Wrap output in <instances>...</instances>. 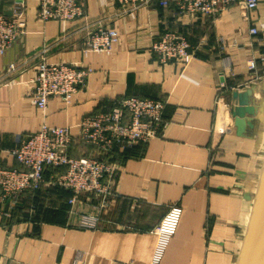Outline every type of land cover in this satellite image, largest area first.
Here are the masks:
<instances>
[{
  "label": "crops",
  "instance_id": "1",
  "mask_svg": "<svg viewBox=\"0 0 264 264\" xmlns=\"http://www.w3.org/2000/svg\"><path fill=\"white\" fill-rule=\"evenodd\" d=\"M25 5L26 31L0 55V149L16 146L44 122L75 126L90 113L111 108L123 96L166 101L167 124L148 142L116 146L114 187L118 195L101 207L96 195L80 194L46 182L26 191L10 214L0 211V261L3 264H236L250 221L264 163V132L255 115L238 131L220 136L213 130L216 96L233 107L234 91L251 88L247 97L258 110L264 94V0L250 12L239 4L216 15L191 17L172 1L139 7L112 0H81L86 17L70 22L40 20V0H0L11 14ZM114 27L119 40L108 52L85 50L87 31ZM250 25L258 33L250 36ZM166 30L185 34L198 46L186 68L162 61L151 43ZM227 42L224 52L219 39ZM44 52L50 61L91 66L93 72L71 103L50 98L45 112L28 94L35 64ZM255 54L258 73L246 66ZM230 59V60H229ZM223 107V106H221ZM129 116L127 115L126 119ZM77 128L73 131L76 134ZM74 156L94 148L75 141ZM1 156L4 154L0 153ZM114 156V154H113ZM5 165L19 166L9 156ZM214 159V160H213ZM175 206L182 209L173 234L158 224ZM97 216L94 227L80 225Z\"/></svg>",
  "mask_w": 264,
  "mask_h": 264
},
{
  "label": "built area",
  "instance_id": "2",
  "mask_svg": "<svg viewBox=\"0 0 264 264\" xmlns=\"http://www.w3.org/2000/svg\"><path fill=\"white\" fill-rule=\"evenodd\" d=\"M112 1L139 7L149 4L152 0ZM158 1L165 7L174 1L180 12L195 18L200 14L213 16L239 4L245 10L247 20L250 19V12L257 9L261 3V0ZM25 14L23 3L18 4L11 14L0 11V55L26 31ZM37 15L44 21L59 19L70 22L86 17V10L81 0H40ZM258 31L256 25H250V36ZM118 40L119 32L116 28L100 25L87 31L85 50L110 53ZM226 47L227 42L221 37L219 49L224 52ZM151 49L162 61H174L184 69L196 56L198 46L193 45L185 34L166 30L151 43ZM246 66L250 72L258 73V59L255 54L248 58ZM92 72L91 66L69 61H50L42 52L35 64V75L29 80L28 94L43 112L53 96H59L69 104ZM215 103L217 116L213 130L222 136L234 127L230 118L232 107L225 102L223 93L216 96ZM165 109L166 101L161 98L123 96L116 99L111 108L87 114L75 126L51 125L44 122L38 130L28 133L16 146L0 149L3 156L13 157L19 163V166L5 165L3 156L0 155V211L1 204L8 202L9 207L4 212L10 214L18 206L19 198L24 192H37L46 182L48 170L53 172L49 176L51 184L73 192L69 200L72 205L83 193L98 196L101 207L108 205L112 198L118 195L114 180L120 167L119 163L108 158L111 150L116 145L130 147L158 136L167 124ZM74 128H77L76 134ZM75 141L92 145L95 152L72 155L70 146ZM181 212L180 207H173L158 224L157 230L160 233L173 234ZM98 220L97 216L86 215L81 219L80 225L94 227Z\"/></svg>",
  "mask_w": 264,
  "mask_h": 264
},
{
  "label": "water",
  "instance_id": "3",
  "mask_svg": "<svg viewBox=\"0 0 264 264\" xmlns=\"http://www.w3.org/2000/svg\"><path fill=\"white\" fill-rule=\"evenodd\" d=\"M251 92L252 89L247 88L245 91L236 90L233 93L235 104L232 107V115L238 131L244 129L247 122L253 126V121L248 119V115H254L257 107L250 103L247 97ZM0 264L3 263L0 261ZM236 264H264V163L254 196L250 221Z\"/></svg>",
  "mask_w": 264,
  "mask_h": 264
},
{
  "label": "rangeland",
  "instance_id": "4",
  "mask_svg": "<svg viewBox=\"0 0 264 264\" xmlns=\"http://www.w3.org/2000/svg\"><path fill=\"white\" fill-rule=\"evenodd\" d=\"M260 103H261V108L260 110L257 109V112L254 115H255V119L257 118L256 121H258V125L263 128V132H264V94L261 95L260 97Z\"/></svg>",
  "mask_w": 264,
  "mask_h": 264
},
{
  "label": "trees",
  "instance_id": "5",
  "mask_svg": "<svg viewBox=\"0 0 264 264\" xmlns=\"http://www.w3.org/2000/svg\"><path fill=\"white\" fill-rule=\"evenodd\" d=\"M114 104V103H113ZM113 106V105H112ZM111 106V107H112ZM85 146H88V147H93L92 145H90V144H87V145H85ZM117 146V145H116ZM116 146L113 148V150H111V152H110V154H109V156H108V158L110 159V160H112V161H116V156H115V154H117V151H116ZM94 148V147H93ZM126 148H128V147H125V151H126ZM87 154V153H86ZM113 154H114V156H113ZM56 187H58V188H63V187H61V186H56Z\"/></svg>",
  "mask_w": 264,
  "mask_h": 264
},
{
  "label": "bare ground",
  "instance_id": "6",
  "mask_svg": "<svg viewBox=\"0 0 264 264\" xmlns=\"http://www.w3.org/2000/svg\"><path fill=\"white\" fill-rule=\"evenodd\" d=\"M263 166V165H262ZM248 228V227H247Z\"/></svg>",
  "mask_w": 264,
  "mask_h": 264
}]
</instances>
